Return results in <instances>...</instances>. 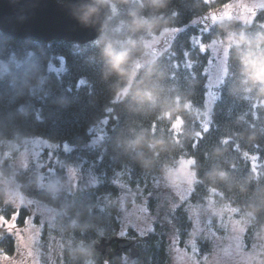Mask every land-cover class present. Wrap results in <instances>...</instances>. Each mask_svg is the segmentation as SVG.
<instances>
[{
  "label": "trees",
  "instance_id": "obj_1",
  "mask_svg": "<svg viewBox=\"0 0 264 264\" xmlns=\"http://www.w3.org/2000/svg\"><path fill=\"white\" fill-rule=\"evenodd\" d=\"M233 1L213 0L206 5L204 0H165L166 6L156 7L150 0H109L103 6L107 11L103 39L86 44L15 40L0 26V148L33 138L65 142L73 149L61 151L62 162L90 167L97 178L90 188L52 194L39 189L31 170L13 173L10 160L0 165L3 175H14L25 195L57 210L39 238L42 264H47V256L53 252L58 264H169L170 240L165 230L170 228L158 223L154 232L143 237L134 231L126 235L139 239L140 257L135 261L105 260L94 245L103 237L118 236L121 212L115 201L123 188L138 193L125 203L139 204L167 172L187 158L195 159V204L210 200L219 208L234 210L235 218L247 224L246 248L255 243L253 237L264 226V92L253 77L243 74L239 50L230 44L227 72L209 113L205 109L209 78L204 71L210 53H201L190 44L193 36H202L209 45L227 42L229 33H264V26H258L264 23L260 9L255 28L234 17L207 20L209 14ZM134 16L152 23L133 25ZM193 20L201 24H193ZM204 25L209 31L202 33ZM176 28L180 31L173 34ZM165 32L172 33L169 47L141 66L147 39ZM104 40L133 42L136 75L126 95L117 89H124L127 81L106 73L101 55ZM182 50L190 52L193 68L188 71L196 74L191 78L174 77V63L184 59ZM174 52L176 57L169 63L167 58ZM143 88L156 92L155 103L136 95ZM162 112H170L171 118ZM212 116L213 131L193 149L191 143L201 133L199 126L212 123ZM178 117L182 118L179 132L175 127ZM100 134L103 139L88 147ZM4 191L0 185V214L10 218L15 209L4 202ZM155 203L150 197L147 206L151 211ZM185 212L178 210L174 217L169 214L174 231L179 228L182 237L189 228ZM28 215L27 209H20L18 223L23 224ZM202 246L210 251L209 245ZM0 248L14 255V236L5 233Z\"/></svg>",
  "mask_w": 264,
  "mask_h": 264
},
{
  "label": "rangeland",
  "instance_id": "obj_2",
  "mask_svg": "<svg viewBox=\"0 0 264 264\" xmlns=\"http://www.w3.org/2000/svg\"><path fill=\"white\" fill-rule=\"evenodd\" d=\"M264 8V0H236L230 2L215 13L208 15L207 20L212 22L221 21L225 19L235 18L242 22L251 23L255 12ZM236 16V17H235ZM197 21V20H195ZM170 30H167L168 32ZM163 33L154 36L152 39H147L145 45L147 47L146 54L141 59L140 65L154 60L164 50L169 47L172 33ZM177 31L173 30V34ZM199 42V41H197ZM209 56V65L206 70L208 73V92L206 110L209 111L218 97V86L224 79L227 72V61L230 44L223 41H214L207 45ZM139 65V66H140ZM207 124H205L206 126ZM103 139L100 134L96 137L88 147L97 145ZM22 146V147H21ZM73 149L65 142L52 141L44 138L24 139L22 145L16 143L14 145L0 148V165L5 160H10L12 172L20 170H31L37 176L39 189L47 190L52 194L56 193H72L78 189H86L97 184V178L90 167H83V165H66L59 158L62 152H70ZM193 159L187 158L175 170L167 172L165 178L160 183H156L153 192L144 196L142 202L135 204V206L127 205L128 197L134 196L138 193L129 192L123 188L121 196L115 201L118 205L120 214L121 229L118 233L119 237H126V235L134 231L138 237H143L149 232V225L158 223V226L170 228L167 233L168 239L175 236L174 225L169 224L167 218H171L172 205L178 203L179 196H187L194 190L196 183V176L192 168ZM183 170V171H182ZM14 175L5 176L2 174L0 168V185L5 189L6 199L4 202L16 206L19 209L25 208L29 211V215L35 217L34 223L17 224L20 227L15 238L17 243V250L12 255V260H4L0 258V264H42L41 255L38 250L39 238L41 231L46 223H51L57 215L55 208L48 207L41 201L25 195L20 188V185L14 181ZM141 192H139L140 194ZM150 197L156 199L154 211L152 216L146 215L143 212V205H148ZM14 205V206H13ZM124 205V207H122ZM128 208L129 215L127 216L125 208ZM148 207V206H147ZM188 205H185L184 210H188ZM197 224V235H199L200 226L207 233L209 238L214 240V247L207 252V247L202 246L203 253L208 255L209 259L205 261L202 256H197L189 251L181 248L175 251V245L170 242L169 257L170 263L173 264L175 258L176 264H264V226L261 227L253 237L255 242L249 249L246 248L244 236L247 231V224L239 222L235 218V212L232 209L219 208L210 200H207L199 205L191 206L189 213ZM214 220V225L222 224L223 235L216 241L208 232L207 223ZM144 232L145 235H141ZM123 233V235H121ZM210 247V246H209ZM47 264H58V258L54 252L48 254ZM128 253H125V262L130 261Z\"/></svg>",
  "mask_w": 264,
  "mask_h": 264
},
{
  "label": "water",
  "instance_id": "obj_3",
  "mask_svg": "<svg viewBox=\"0 0 264 264\" xmlns=\"http://www.w3.org/2000/svg\"><path fill=\"white\" fill-rule=\"evenodd\" d=\"M106 17V9L94 0H0V26L15 40L91 43L101 37ZM138 242L119 236L103 237L94 250L108 261H122L126 252L127 259L135 261L140 257Z\"/></svg>",
  "mask_w": 264,
  "mask_h": 264
},
{
  "label": "snow or ice",
  "instance_id": "obj_4",
  "mask_svg": "<svg viewBox=\"0 0 264 264\" xmlns=\"http://www.w3.org/2000/svg\"><path fill=\"white\" fill-rule=\"evenodd\" d=\"M213 2V0H204V3L206 5H209ZM261 11H264V9H261ZM256 16L257 13L255 12V15L253 16V19L251 21V27L255 28L257 27V21H256ZM193 24H198L200 23L199 21H192ZM201 24V23H200ZM246 26L247 22H245ZM258 26H264V23H259ZM177 33L180 31L179 28H176ZM209 31V26L208 25H204V27L201 29V32H208ZM199 41V42H197ZM190 44L192 45V47L196 48L199 52L204 53L208 51V44H205L204 39L202 36H193L190 38ZM173 53V52H172ZM172 53L169 54V57L167 58V61L169 63H171L173 61V57H176V53L175 55H172ZM181 56L184 58L183 61L181 62V60L177 59L176 62L173 65V72H174V77H179L181 79H183V77L185 75H187L189 78L195 76V72H191L188 71L189 69L193 68V63L191 61V59H189L190 56V52L188 50H182L181 52ZM171 58V59H169ZM183 69V71H182ZM204 74L206 76H208V73L204 71ZM207 92V91H206ZM207 101V97H205V102ZM205 104V103H204ZM201 127V133L200 136L197 138V140H194L191 143V147L193 149L197 148L200 144L201 141L205 140V135L209 134L211 131H213V127H214V116H212V123L206 125V126H199ZM224 143H228L227 140L223 141ZM256 148H260V145H257ZM258 160V157H257ZM251 161V160H250ZM252 162V161H251ZM193 163H195V159L193 160ZM251 167H252V163H251ZM196 194V191H193L191 194H188L187 196H179L178 197V203H175L172 205V216H175V213L178 210H184L185 205H188V210L185 212V216L187 219V222L189 224V228L187 230H184L183 232V237L181 236V230L179 228L175 229V236L173 239H171V244L175 245V251H179L181 248H183L186 251H189L195 255L202 256L203 259L205 261H207L209 259L208 255H205L203 253L202 250V245L203 244H207L210 246V248L214 247V240L209 238V236L207 235V233L204 232V229L200 226V230H199V235H197V224L196 221L193 220V217L189 214L191 211V206H195V202L192 200V196ZM203 196L199 197V200H203ZM133 206H135V201H132ZM14 206V205H13ZM122 207H124V205H122ZM14 208H17L16 206H14ZM143 212L146 215L152 216V212L149 209V207H147L146 205H143ZM125 212L127 214V216L129 215V210L126 207L125 208ZM19 219V211H14L12 213V216L6 217L2 214H0V241H2L4 239V235L5 233L7 235L10 236H15L16 238L17 235V231H19L20 227L18 226V224L16 223L17 220ZM169 224H173V219L172 218H167ZM35 222V217L33 215L30 214V216L28 218H26L25 220V224H29V223H34ZM208 226V232L211 233V237L215 238L216 241H218L221 236L223 235V225L219 224L214 225V220H212L211 222L207 223ZM155 231V223H152L149 225V232H154ZM121 235H123V233H121ZM141 235H145L144 232H141ZM0 258H3L4 260H12V257L8 255V253L3 249L0 248ZM173 264H176L175 262V258H173Z\"/></svg>",
  "mask_w": 264,
  "mask_h": 264
},
{
  "label": "clouds",
  "instance_id": "obj_5",
  "mask_svg": "<svg viewBox=\"0 0 264 264\" xmlns=\"http://www.w3.org/2000/svg\"><path fill=\"white\" fill-rule=\"evenodd\" d=\"M109 0H96V4L100 7L107 4ZM127 3L128 0H122ZM150 3L156 7H164L165 0H150ZM99 9L97 8L96 11ZM95 14V12H93ZM151 24L152 21L148 18L133 17L132 24ZM103 39V36L101 37ZM226 41L235 45L239 50V59L242 64V72L246 77H253L258 84L262 86L264 92V33H258L250 36L247 33H229L225 37ZM133 42L128 44H121L119 41L104 40V45L101 50V55L106 66L107 75H114L119 80L127 81L124 89H117V91L127 94L130 90L131 82L135 78V53L132 47ZM254 44V48L252 45ZM244 46L241 48V46ZM130 68L132 71L130 72ZM136 95L142 99L156 102V92L151 88L137 89ZM165 118H171L170 112H162ZM182 118L178 117L175 122L176 130H182ZM162 143V142H161ZM155 147V145H152ZM194 160V158H193ZM183 171V170H182Z\"/></svg>",
  "mask_w": 264,
  "mask_h": 264
},
{
  "label": "flooded vegetation",
  "instance_id": "obj_6",
  "mask_svg": "<svg viewBox=\"0 0 264 264\" xmlns=\"http://www.w3.org/2000/svg\"><path fill=\"white\" fill-rule=\"evenodd\" d=\"M127 253V252H126ZM125 260V259H124Z\"/></svg>",
  "mask_w": 264,
  "mask_h": 264
}]
</instances>
